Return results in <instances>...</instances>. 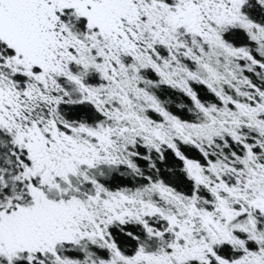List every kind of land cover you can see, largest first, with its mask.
<instances>
[{
    "label": "snow or ice",
    "instance_id": "6c2138e0",
    "mask_svg": "<svg viewBox=\"0 0 264 264\" xmlns=\"http://www.w3.org/2000/svg\"><path fill=\"white\" fill-rule=\"evenodd\" d=\"M0 264H264V0H0Z\"/></svg>",
    "mask_w": 264,
    "mask_h": 264
}]
</instances>
